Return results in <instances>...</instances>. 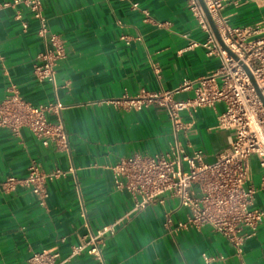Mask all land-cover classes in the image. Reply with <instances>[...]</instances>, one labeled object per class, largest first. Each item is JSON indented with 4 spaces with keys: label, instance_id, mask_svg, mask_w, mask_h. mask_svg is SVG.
Here are the masks:
<instances>
[{
    "label": "crops",
    "instance_id": "1",
    "mask_svg": "<svg viewBox=\"0 0 264 264\" xmlns=\"http://www.w3.org/2000/svg\"><path fill=\"white\" fill-rule=\"evenodd\" d=\"M1 1V0H0ZM150 12V19L127 0H45L44 14L52 31L66 43L67 56L57 67L58 89L66 104L63 117L70 150L48 146L28 129L20 135L0 128V181L7 175L23 176L32 158L45 170L56 167L75 172L47 182L46 205L19 186L13 192L0 188V264H29L33 251L57 248L65 259L71 246L89 228L95 230L128 214L135 200L114 188L109 165L135 153L154 154L174 141L165 109L155 105L126 110L108 99L141 89L173 91L175 98L194 94L195 79L216 70L221 60L207 54L202 43L207 33L188 7V0H135ZM17 9L21 17H16ZM222 14L232 25L257 24L264 29V0H225ZM38 20L24 5L0 12V100L13 87L34 105L55 98L53 84L33 72L43 48ZM192 81L189 87L184 81ZM224 103L200 107L188 136L180 135L189 152L202 149L206 162H214L229 148L233 132L217 127ZM255 175L251 180L255 183ZM145 209L129 213L113 235L106 237V264H204L202 253L222 254L213 264H240L228 239L211 226H166L186 218L188 208L164 196ZM255 206H264V190ZM86 212L84 216L82 213ZM86 221L89 223L87 226ZM64 238V240H63ZM246 264H264V220L244 246ZM65 264H99L87 253Z\"/></svg>",
    "mask_w": 264,
    "mask_h": 264
},
{
    "label": "built area",
    "instance_id": "2",
    "mask_svg": "<svg viewBox=\"0 0 264 264\" xmlns=\"http://www.w3.org/2000/svg\"><path fill=\"white\" fill-rule=\"evenodd\" d=\"M45 0H1L0 12L17 8L20 4L30 10L38 20V35L43 48L37 53L33 64L35 77L53 84L55 98L38 105L26 101L16 87L0 100V128L20 135L28 128L43 145L54 143L61 150H70L69 135L63 110L66 104L58 95L60 87L68 81L57 83V67L66 58V43L62 36L50 28L44 14ZM135 9L140 8L145 20L150 12L135 0H127ZM215 28L217 38L200 0H188L189 10L206 31V40L193 41L190 45L202 44L207 54L217 56L220 66L210 74L195 79L194 94L187 98H175L173 91H150L141 89L137 94L124 93L119 98L106 100L126 110H140L151 105L165 109L174 135L168 150L154 154L135 153L120 157L109 165L113 173L114 188L129 192L135 200L128 212L145 209L156 201L164 203L165 197L175 198L179 205L188 208L186 218L173 221L166 214V226L201 228L211 226L223 235L234 247L240 264L244 246L264 220V206H255L256 195L264 190V29L257 24L232 25L222 14L225 0H203ZM16 17H21L17 9ZM192 81L185 80L189 87ZM224 103V110L217 115V127L233 132L230 146L221 152L214 162L204 160L202 149L189 152L180 135L188 136L193 120L186 121L183 112L193 119L200 107L216 110L217 103ZM256 155L262 174L255 183L251 180V158ZM68 172L56 167L45 170L32 158L23 176L7 175L0 181V188L13 192L19 186L29 190L40 205H46L49 192L47 182ZM84 216L86 212L82 213ZM125 214L95 230L89 228L78 243L71 246L69 255L61 258L57 248L33 251L29 264H65L71 258L87 253L99 264H106L104 246L106 237L116 233ZM87 226H89L86 221ZM64 240V238H63ZM204 264H213L225 257L222 254L202 253Z\"/></svg>",
    "mask_w": 264,
    "mask_h": 264
},
{
    "label": "rangeland",
    "instance_id": "3",
    "mask_svg": "<svg viewBox=\"0 0 264 264\" xmlns=\"http://www.w3.org/2000/svg\"><path fill=\"white\" fill-rule=\"evenodd\" d=\"M251 166L253 169V174L255 175L254 176L255 180L257 182L258 179H260L263 170L260 167L259 160H258V157L256 155H253L251 158Z\"/></svg>",
    "mask_w": 264,
    "mask_h": 264
},
{
    "label": "water",
    "instance_id": "4",
    "mask_svg": "<svg viewBox=\"0 0 264 264\" xmlns=\"http://www.w3.org/2000/svg\"><path fill=\"white\" fill-rule=\"evenodd\" d=\"M200 2H201L202 6H203V8H204V10H205V12H206V14H207L208 20H209V22H210V24H211V26H212V28H213V30H214V32H215L217 38H218V39L220 40V42H221L220 36H219V34H218V32H217V30H216V28H215V25H214V23H213V20H212L210 14L208 13V11H207V9H206V7H205V5H204L203 0H200Z\"/></svg>",
    "mask_w": 264,
    "mask_h": 264
}]
</instances>
